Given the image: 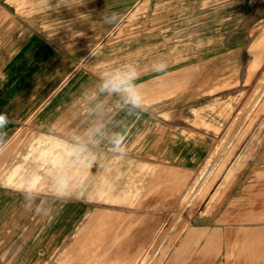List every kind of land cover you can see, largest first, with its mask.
<instances>
[{
    "label": "crops",
    "instance_id": "0c3cea01",
    "mask_svg": "<svg viewBox=\"0 0 264 264\" xmlns=\"http://www.w3.org/2000/svg\"><path fill=\"white\" fill-rule=\"evenodd\" d=\"M122 1L80 3L103 7L96 36L80 22L69 23V0L55 4L60 19L49 23L43 14L26 20L6 12L0 19V113L11 121L0 129V264H111L104 254L84 253L83 247L107 244L105 233L90 242L87 230L129 229L113 244H146L153 230L148 215L165 212L171 188L185 189L215 141L213 131L196 123L202 101L240 96L264 68V0H209L204 13L200 0L169 2L163 40L184 35L186 22L209 23V35L192 46L169 40L156 49L132 40L125 45L122 31L107 29L104 14L120 20ZM90 36L109 40L90 44ZM160 62L166 71H156ZM130 69L137 73L132 85L142 97L139 105L123 86L105 87ZM247 164L238 161L229 177ZM43 182L65 184L50 189ZM69 182H113L114 193L98 196L123 199L130 209L111 217L68 194ZM216 200L214 194L207 207ZM220 237L206 235L190 264L215 263L222 245L224 264H264V226Z\"/></svg>",
    "mask_w": 264,
    "mask_h": 264
},
{
    "label": "rangeland",
    "instance_id": "374dc122",
    "mask_svg": "<svg viewBox=\"0 0 264 264\" xmlns=\"http://www.w3.org/2000/svg\"><path fill=\"white\" fill-rule=\"evenodd\" d=\"M82 1L85 0H69V23L80 22L83 29H89L91 35L96 36L95 31L101 28L104 23L103 17L100 15L102 11L100 9L103 7L80 5ZM62 2L64 0H0V19L6 12L26 20H33L37 15L43 14L42 17L49 23L60 19L56 17L58 13L55 12L57 9L55 4ZM122 2L126 4L123 17L112 23H106V26L112 31H122V40L126 41L125 45H128L132 40L137 41L139 46L148 45L156 49L167 44L170 40L168 44L171 46L177 45L179 42L182 44L185 41L188 47L199 40L201 35H209V23L186 22L182 29L184 35L177 36V32H175V38L166 36V39L163 40L162 33L166 29V24H163L164 9L169 2L172 3L174 0H123ZM199 3L201 4L199 9L201 13L209 9V0H200ZM2 27L3 23L0 21V34ZM110 36V41H113V32ZM89 40L90 44H97L100 40L107 41L109 39L90 36ZM198 44L196 43V45ZM138 56L141 54L139 53ZM262 72H264V68L254 83L247 87V90L240 96L227 97L222 101L218 99L202 101L199 110H197L196 123L203 130L213 131L215 141L185 189L178 193L171 188L170 202L169 206L165 208V212L148 215V224L153 225V230L146 239V244L136 246L113 244L119 241L124 234L131 232L128 228V230L118 229L117 231L112 228L106 231L87 230L83 232V236L86 237L90 234V242L101 241L103 236L100 234L105 233L107 244H91L83 247L84 253L104 254L107 263L111 262V264H190L203 248L206 235L209 233H216L219 237L221 236L220 240L223 241L226 230L264 226V93L255 103L244 107ZM230 106H232V110L228 118L224 120L223 115ZM155 136L153 135V137ZM216 150L217 154L209 167L203 171V174L206 172V175L202 176L204 180L201 181L199 178L201 172ZM240 160L248 164L235 169L229 177L231 169L235 168V164ZM223 164L225 166L219 175ZM42 169L49 172L48 167H42ZM198 173L197 179L192 183ZM197 181L199 183L195 190V187H191ZM42 184H48L49 188L51 185L57 184L58 188L65 183L43 182ZM68 184V194L82 196V198L93 202L96 208H105L107 211H111V217H119V211L130 209L128 206L120 204L123 199L113 196H98L114 193L115 183L113 182H69ZM87 184L90 186L89 190L82 188L83 185L87 187ZM98 184L102 187L106 185V189L99 191L101 186L99 188ZM61 193L59 192V195ZM184 194L185 198L181 200ZM214 194H217V200L209 208L207 204ZM139 216L137 215V217ZM121 217L128 219L131 215L125 216L122 213ZM139 218L143 219L144 217ZM193 232L196 234L185 241L187 236ZM224 252L222 245L221 257L213 264L225 263Z\"/></svg>",
    "mask_w": 264,
    "mask_h": 264
},
{
    "label": "clouds",
    "instance_id": "9594fccd",
    "mask_svg": "<svg viewBox=\"0 0 264 264\" xmlns=\"http://www.w3.org/2000/svg\"><path fill=\"white\" fill-rule=\"evenodd\" d=\"M104 18L106 23H112L118 18V16L116 13H111V16L109 17L107 13H105ZM155 69L156 71H166L167 64L165 62L157 63ZM135 79H137V73L134 69H130L126 72L116 74L106 82L105 87L115 90L123 86V90L128 94L129 101L133 104L139 105L142 102V97L132 85V82ZM9 122H11L9 117L6 114L0 113V129L5 128Z\"/></svg>",
    "mask_w": 264,
    "mask_h": 264
},
{
    "label": "bare ground",
    "instance_id": "6f19581e",
    "mask_svg": "<svg viewBox=\"0 0 264 264\" xmlns=\"http://www.w3.org/2000/svg\"><path fill=\"white\" fill-rule=\"evenodd\" d=\"M262 93H264V73H262V75L259 78L257 84L254 86L253 91H252L250 97L248 98V101H247V103L245 104L244 107H247L248 105L255 103L260 98V96L262 95ZM231 110H232V106H230L229 109L227 111H225V113L223 115L224 120L227 119V117H228V115H229V113H230ZM216 154H217V150L214 151L213 155L208 159L205 167L203 168V171L206 170V168L209 167V165L212 162V159H214V157L216 156ZM203 171H202L201 178H202V176H205V174H206V172H205V174H203Z\"/></svg>",
    "mask_w": 264,
    "mask_h": 264
}]
</instances>
